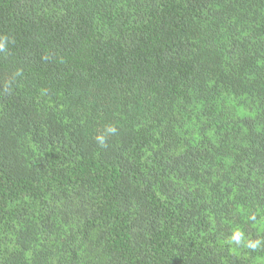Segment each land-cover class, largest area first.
Listing matches in <instances>:
<instances>
[{
  "label": "trees",
  "instance_id": "trees-1",
  "mask_svg": "<svg viewBox=\"0 0 264 264\" xmlns=\"http://www.w3.org/2000/svg\"><path fill=\"white\" fill-rule=\"evenodd\" d=\"M0 45V264H264V0H0Z\"/></svg>",
  "mask_w": 264,
  "mask_h": 264
},
{
  "label": "clouds",
  "instance_id": "clouds-1",
  "mask_svg": "<svg viewBox=\"0 0 264 264\" xmlns=\"http://www.w3.org/2000/svg\"><path fill=\"white\" fill-rule=\"evenodd\" d=\"M0 47H2V45H0ZM108 131L114 133V132L116 131V129H115V128H109ZM98 140H99V142H100L101 144H103V142H104L103 137H98ZM241 236H242V233H241L240 231L237 230V231L233 232L232 237H231V240H232V241H235L236 243H240V241H241ZM259 244H260L259 241L250 242V243L248 244V247H250V248H252V249H255V248H257V247L259 246Z\"/></svg>",
  "mask_w": 264,
  "mask_h": 264
}]
</instances>
